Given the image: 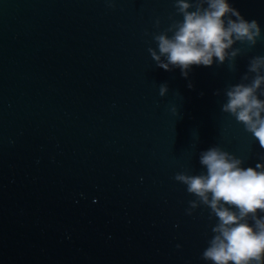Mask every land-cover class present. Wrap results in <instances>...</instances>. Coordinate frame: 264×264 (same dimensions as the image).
<instances>
[{
  "label": "water",
  "instance_id": "95a60500",
  "mask_svg": "<svg viewBox=\"0 0 264 264\" xmlns=\"http://www.w3.org/2000/svg\"><path fill=\"white\" fill-rule=\"evenodd\" d=\"M232 4L264 29V0ZM182 19L176 0H0V264H214L219 218L177 177L211 147L264 163L224 110L264 76V35L185 77L152 56Z\"/></svg>",
  "mask_w": 264,
  "mask_h": 264
},
{
  "label": "clouds",
  "instance_id": "9594fccd",
  "mask_svg": "<svg viewBox=\"0 0 264 264\" xmlns=\"http://www.w3.org/2000/svg\"><path fill=\"white\" fill-rule=\"evenodd\" d=\"M176 5L183 19L175 25L171 36H156L159 54L152 51L153 58L164 70L176 67L186 77L193 66L224 62L236 41L254 44L264 35L259 21L247 19L233 6L232 0H202L195 11H189L192 7L189 0H176ZM262 67L264 56H257L250 70L259 72ZM262 83L264 76L257 75L251 84L233 85L227 92L224 110L242 122L264 147V101L255 95ZM166 91L167 86L161 85V93ZM200 162L206 166V174L179 175L177 179L187 184L189 192L209 204L219 218L214 228L216 235L204 251V258L214 264L229 261L264 264V216L257 215L258 209L264 213V163L244 167L241 159L218 147L202 152ZM250 213L254 224L247 220Z\"/></svg>",
  "mask_w": 264,
  "mask_h": 264
}]
</instances>
